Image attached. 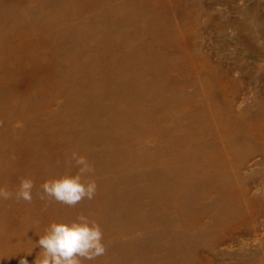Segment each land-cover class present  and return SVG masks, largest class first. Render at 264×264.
I'll list each match as a JSON object with an SVG mask.
<instances>
[{
  "label": "rangeland",
  "instance_id": "rangeland-1",
  "mask_svg": "<svg viewBox=\"0 0 264 264\" xmlns=\"http://www.w3.org/2000/svg\"><path fill=\"white\" fill-rule=\"evenodd\" d=\"M261 111L264 0H0V186L33 181L0 199V264L81 213L105 245L82 264H264ZM73 152L94 196L41 198Z\"/></svg>",
  "mask_w": 264,
  "mask_h": 264
},
{
  "label": "clouds",
  "instance_id": "clouds-1",
  "mask_svg": "<svg viewBox=\"0 0 264 264\" xmlns=\"http://www.w3.org/2000/svg\"><path fill=\"white\" fill-rule=\"evenodd\" d=\"M71 160L77 170L43 181L40 185L42 197H51L66 205H75L84 198L91 199L96 191L94 179H82V175L92 171L91 163L84 155L73 152ZM33 181L22 178L15 192L0 186V199L32 200ZM36 244L40 255L33 264H82L83 260H94L105 252L102 231L98 224L84 214L70 220L51 221L44 233L39 235ZM31 253V251L29 252ZM18 264H28L20 257Z\"/></svg>",
  "mask_w": 264,
  "mask_h": 264
},
{
  "label": "bare ground",
  "instance_id": "bare-ground-1",
  "mask_svg": "<svg viewBox=\"0 0 264 264\" xmlns=\"http://www.w3.org/2000/svg\"><path fill=\"white\" fill-rule=\"evenodd\" d=\"M191 19H192V16H190L189 20H187L186 22L183 23V31L180 34V41L183 43L184 49L186 50V59L192 65V67H196L199 65V62L202 61L203 58H201V60H200V57L199 58L196 57L193 54L192 49H191V44H190V40H189V32H188L189 29L191 28L192 24H193ZM220 86H222L224 91H226V92L230 91V87L226 82H224V81L220 82ZM244 121H245L244 117H240L239 119L234 120V122L236 124H238L239 126L240 125L243 126L245 123ZM244 130L251 137H253L255 139L264 140V115H263V112L262 111L259 112V116H257L256 122L254 124L246 127V129H244ZM258 202H259L258 199H255L252 202V205H251L252 208L250 209L251 213L255 212V210L257 209V207L259 205Z\"/></svg>",
  "mask_w": 264,
  "mask_h": 264
}]
</instances>
